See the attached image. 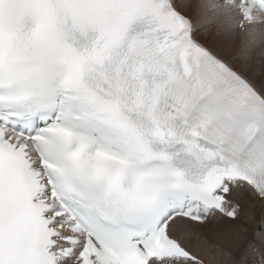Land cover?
<instances>
[{
    "label": "snow or ice",
    "instance_id": "1",
    "mask_svg": "<svg viewBox=\"0 0 264 264\" xmlns=\"http://www.w3.org/2000/svg\"><path fill=\"white\" fill-rule=\"evenodd\" d=\"M228 2L0 0V264H264V50L213 32Z\"/></svg>",
    "mask_w": 264,
    "mask_h": 264
},
{
    "label": "bare ground",
    "instance_id": "2",
    "mask_svg": "<svg viewBox=\"0 0 264 264\" xmlns=\"http://www.w3.org/2000/svg\"><path fill=\"white\" fill-rule=\"evenodd\" d=\"M229 11H232L233 14H230ZM220 12L223 16H220ZM218 15H219L218 20H220V18H223V19H221V21H223V23H219L220 26H223L222 31H221V35H220V39L224 40L225 42H229L231 32L226 25V24L229 25V23H227L228 18H229V16H230V18H232V15H233V17L235 15V19H236V18H239V16H238L237 12L230 7L220 8ZM224 17H226V18H224ZM209 18H210V20H214V18H216V14H210ZM210 20H209V26L212 28L213 32H215V29L217 30L218 26L216 25L213 27V24L210 23ZM238 20H236L235 26H237V24L239 23ZM262 32L263 31L261 30L260 24H257V23L249 25V26H245L242 31L240 30L237 32L236 30H234V33H235L234 45H235L236 50H240V49L248 46L249 43H251V42H255V45H256L255 51L256 52H260L261 50H264V43H263L264 39L262 38V35H263Z\"/></svg>",
    "mask_w": 264,
    "mask_h": 264
},
{
    "label": "rangeland",
    "instance_id": "3",
    "mask_svg": "<svg viewBox=\"0 0 264 264\" xmlns=\"http://www.w3.org/2000/svg\"><path fill=\"white\" fill-rule=\"evenodd\" d=\"M221 8H223V7H221ZM226 13V12H225ZM229 13L230 14H233V12L232 11H229ZM218 13H216V18H214V20H210V18H209V20H210V23L211 24H213V27L214 26H219L220 28H221V30H222V27L223 26H220L219 25V23H223V21H221V19H223V18H220V20H218ZM220 16H223L222 14H221V12H220ZM224 18H226V17H224ZM236 20H238V18H236L235 19V15H234V17H233V15H232V18H230V16H229V18H228V22L227 23H229V25L228 24H226L227 25V27L229 28V30H230V32H233L234 30H236L237 32L238 31H240L241 29H239L237 26H238V24H237V26H235V24H236ZM232 23V24H231ZM261 27V30L263 31L262 33H263V35H262V38L264 39V30H263V28H262V26H260ZM215 31H216V29H215ZM242 31V30H241ZM263 43H264V40H263Z\"/></svg>",
    "mask_w": 264,
    "mask_h": 264
}]
</instances>
